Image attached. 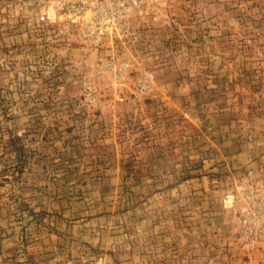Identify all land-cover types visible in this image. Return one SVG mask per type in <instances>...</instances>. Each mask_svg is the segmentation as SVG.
I'll return each instance as SVG.
<instances>
[{"label":"rangeland","instance_id":"1","mask_svg":"<svg viewBox=\"0 0 264 264\" xmlns=\"http://www.w3.org/2000/svg\"><path fill=\"white\" fill-rule=\"evenodd\" d=\"M40 11L0 0V264H264V0Z\"/></svg>","mask_w":264,"mask_h":264},{"label":"built area","instance_id":"2","mask_svg":"<svg viewBox=\"0 0 264 264\" xmlns=\"http://www.w3.org/2000/svg\"><path fill=\"white\" fill-rule=\"evenodd\" d=\"M151 1L159 0H31V3L41 8V21L57 23L67 17L71 20L65 24L67 35L78 32L84 39L98 40L131 34L128 18Z\"/></svg>","mask_w":264,"mask_h":264}]
</instances>
